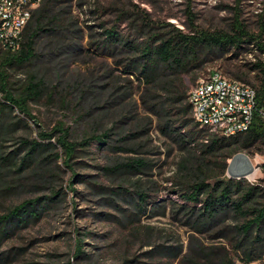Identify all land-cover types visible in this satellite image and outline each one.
<instances>
[{
    "label": "rangeland",
    "instance_id": "obj_1",
    "mask_svg": "<svg viewBox=\"0 0 264 264\" xmlns=\"http://www.w3.org/2000/svg\"><path fill=\"white\" fill-rule=\"evenodd\" d=\"M71 6L76 32L68 35L53 57L18 72V77L25 78L32 70H39L58 85L65 99V103L46 102L34 107L42 127L30 122L32 137L39 138L41 130L51 133L63 122L77 134L89 126L108 130L111 145L103 151L94 145L93 155L74 167L77 178L88 176L90 184L76 181L74 172L60 160L65 173L58 179L61 183L63 178L66 201L38 222L8 226L0 243V264H189V255L199 246L215 248L217 254H229L236 264H245L235 247L237 217L229 214L206 228L197 226L199 210L193 213L192 203L181 196L177 185L178 176L185 174L181 169L184 161L191 160L188 165L195 168L193 154L199 156L184 138L195 123L185 125L174 108L169 114L157 113L153 104L163 103L164 94L150 93L138 73L129 70L131 60L138 57L122 48L105 49L103 32L104 27L116 25L122 35L140 36L135 23L121 17L133 12L149 16L155 24H173L188 31L186 11L190 7L203 30L229 31L239 16L247 29L258 34L264 20V0H74ZM138 24L142 25L141 19ZM169 30L160 31L164 34ZM252 49L233 51L218 61L212 57L192 78L187 77L190 91L197 81L215 71L231 78L226 73L230 60L235 58L233 64L247 67L260 54L256 47ZM242 83L253 86L255 81ZM80 115L86 116L79 120ZM239 153L250 157L258 170L248 182L262 183L264 154L256 148L236 155ZM133 160H144L147 166L137 173L124 167L114 173L102 169ZM72 182L78 193L72 192ZM92 183L104 186L108 193L99 192ZM142 192L148 200L140 209ZM10 205L0 206V217L8 215ZM80 239L85 255L76 258Z\"/></svg>",
    "mask_w": 264,
    "mask_h": 264
},
{
    "label": "trees",
    "instance_id": "obj_2",
    "mask_svg": "<svg viewBox=\"0 0 264 264\" xmlns=\"http://www.w3.org/2000/svg\"><path fill=\"white\" fill-rule=\"evenodd\" d=\"M73 1L43 0L24 30L20 49L15 52L0 49V91L3 94V100L0 99V206L11 202L8 215L0 217V243L8 226L22 227L38 222L66 201L63 178L61 183L59 181L60 174L65 173L60 160L65 168L74 172L76 181L79 179L80 183L90 184L88 176L77 178L74 167L82 162L81 159L93 155L94 145L98 151L111 145L108 130L101 132L89 126L88 130L77 134L72 132V126L63 122H59L51 133L41 130L39 138L32 137L30 122L38 129L42 127L34 114V107L46 102L50 105L65 103V99L58 85L48 81L39 70H32L25 78L18 77V72L53 57L56 50L62 49L61 43L69 39L68 35L76 32ZM186 13L188 31L173 24H155L142 13H122V19L135 23L140 36L122 35L116 25L104 27V46L109 52L122 48L134 58L138 57L131 60L129 70L138 73L150 93L162 92L165 97L163 103L154 102V110L158 108L157 113L169 114V109H177L185 125L194 122L187 77L192 78L193 73L203 68L212 57L218 61L233 51L248 52L257 48L260 54L247 67L233 64V58L226 71L230 79L238 82L255 81L251 87L257 91L258 108L252 127L245 134L224 138L209 134L194 122V130L183 137L199 156L193 154L195 168L189 167L191 160L184 161L181 169L185 174L178 176L177 185L181 188V196L192 203L193 213L199 210L197 226L206 228L234 214L240 221L235 228L236 252L245 259V264L256 261L264 264V180L252 184L246 179L226 176L228 160L236 153L256 148L264 154V118L261 114L264 107V20L258 34L247 29L239 16L229 31L211 32L197 25V17L190 7ZM140 19L141 26L138 24ZM168 28L171 30L164 34L160 31ZM193 78L197 80V77ZM83 86L81 84L82 90ZM89 88L93 85L86 93ZM22 130L24 133L20 134ZM146 166L144 160H133L126 165L102 169L114 173L124 167L137 173ZM71 184L72 192L78 193L74 182ZM92 184L99 192L108 193L104 186ZM139 200L141 209L148 195L142 192ZM75 251L76 258L85 255L83 239L78 240ZM189 257V264H236L229 254H217L215 248L196 247Z\"/></svg>",
    "mask_w": 264,
    "mask_h": 264
},
{
    "label": "built area",
    "instance_id": "obj_3",
    "mask_svg": "<svg viewBox=\"0 0 264 264\" xmlns=\"http://www.w3.org/2000/svg\"><path fill=\"white\" fill-rule=\"evenodd\" d=\"M43 0H0V49H20L25 28ZM0 99L3 94L0 91ZM194 122L214 136L233 138L252 127L257 91L215 71L200 79L189 95ZM19 113V112H18ZM264 118V107L261 110Z\"/></svg>",
    "mask_w": 264,
    "mask_h": 264
},
{
    "label": "water",
    "instance_id": "obj_4",
    "mask_svg": "<svg viewBox=\"0 0 264 264\" xmlns=\"http://www.w3.org/2000/svg\"><path fill=\"white\" fill-rule=\"evenodd\" d=\"M255 172L256 169L250 157L243 153H239L230 160L227 169V176L230 179H246L248 181H251L254 179L253 175L255 174Z\"/></svg>",
    "mask_w": 264,
    "mask_h": 264
},
{
    "label": "bare ground",
    "instance_id": "obj_5",
    "mask_svg": "<svg viewBox=\"0 0 264 264\" xmlns=\"http://www.w3.org/2000/svg\"><path fill=\"white\" fill-rule=\"evenodd\" d=\"M255 169H256V172H255V174L253 175V178L256 176V174H257V171H258L256 167H255Z\"/></svg>",
    "mask_w": 264,
    "mask_h": 264
}]
</instances>
